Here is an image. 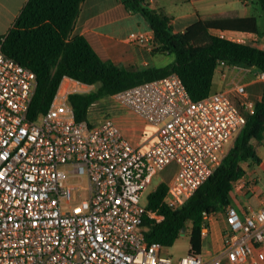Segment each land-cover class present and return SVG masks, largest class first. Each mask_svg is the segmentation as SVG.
<instances>
[{"label": "built area", "instance_id": "obj_1", "mask_svg": "<svg viewBox=\"0 0 264 264\" xmlns=\"http://www.w3.org/2000/svg\"><path fill=\"white\" fill-rule=\"evenodd\" d=\"M152 2L153 0H149ZM218 36L236 38L232 32ZM133 42L153 41L147 31L129 34ZM250 43V42H249ZM241 72L242 65H228ZM264 80V72L259 73ZM94 87L64 76L49 108L28 117L36 74L0 45V264H248L264 259V207L240 214L224 209L227 227L221 247L205 258L187 251L179 259L159 241L145 237L153 177L170 163L164 201L179 206L218 166L227 145L254 110L245 84L191 97L176 72L114 92L111 97L155 128L154 139L133 143L115 118L77 121L68 95ZM68 174L86 178L87 197L71 203ZM248 184L233 182L236 191ZM154 189V188H153ZM213 214V213H212ZM212 214L203 211L206 235Z\"/></svg>", "mask_w": 264, "mask_h": 264}, {"label": "trees", "instance_id": "obj_2", "mask_svg": "<svg viewBox=\"0 0 264 264\" xmlns=\"http://www.w3.org/2000/svg\"><path fill=\"white\" fill-rule=\"evenodd\" d=\"M84 0H26L5 34H0L3 52L36 74V88L28 117L49 108L64 76L93 84L88 92H72L67 99L77 121L90 119L89 108L98 100L131 85L176 72L194 99L213 91L217 66H254L264 72V48L212 33L214 27L233 24L261 33L258 15L224 19H198L183 31L176 32L172 17L163 7H152L149 0H120L131 13H141L153 31L152 54H171L164 65L126 67L103 59L83 34L73 28ZM264 16V0H255ZM264 138V80L261 96L254 110L247 113L243 128L235 136L226 154L193 195L179 206L164 201L165 181L148 194V208L156 209L159 219L145 218L148 241H159L170 247L184 232L189 237V251L202 249L201 227L207 214L223 210L230 204L233 182L248 180V169L261 162L253 140ZM185 226V230L182 228Z\"/></svg>", "mask_w": 264, "mask_h": 264}, {"label": "crops", "instance_id": "obj_3", "mask_svg": "<svg viewBox=\"0 0 264 264\" xmlns=\"http://www.w3.org/2000/svg\"><path fill=\"white\" fill-rule=\"evenodd\" d=\"M240 1L242 6H239L233 0H153L150 5L152 7H163L165 12L172 17L171 23L174 31L179 32L200 18L224 19L250 16L252 14L258 15L257 18L259 17L261 12L257 11L255 7L251 8V0ZM25 2L26 0H0V34H5L9 30ZM131 26L136 29L130 30L129 33L124 30ZM259 27L261 33L237 27L233 24L214 27L210 31L214 34L219 31H229L236 38L248 36L250 43L264 48V29L261 28L260 24ZM133 31H147L153 34L143 15L139 12L131 13L120 0H84L72 33L83 34L101 58L110 59L122 66L143 67L167 64L158 62L156 60L158 54L151 53L152 40L146 42L131 41L129 34ZM257 73H260V71L254 66L243 67L239 72L233 70L227 64L221 63L214 73L213 90L226 89L231 96L235 97V92L231 89L232 83L239 81L248 84L252 75ZM215 77L218 83H215ZM259 80L261 82H254V86L247 90L249 97L254 101L262 93L263 79L259 77ZM255 84L257 85L255 86ZM126 110L128 111L125 113L127 116L116 119L122 132L133 143L146 144L151 142L154 139L155 128L142 121L132 111ZM147 126L151 128L147 129ZM258 143L264 145V138ZM258 154L261 156V162L248 169L247 181L242 178L247 182L248 187L242 193L233 189V199L230 194V204L235 206L240 214H243L249 206L253 208L264 207V156L259 152ZM259 172H262V175H258ZM252 173L257 174V176H252ZM226 227L227 222L223 210L216 211L210 216L208 232L202 237L201 253L205 258L210 257L212 253L221 247ZM205 237L208 238L207 244L204 243ZM221 264L230 263L223 259ZM248 264H264V259L257 262H251L250 260Z\"/></svg>", "mask_w": 264, "mask_h": 264}, {"label": "rangeland", "instance_id": "obj_4", "mask_svg": "<svg viewBox=\"0 0 264 264\" xmlns=\"http://www.w3.org/2000/svg\"><path fill=\"white\" fill-rule=\"evenodd\" d=\"M233 2H237V4L242 6V3L240 0H233ZM251 8L255 7L257 11H259V5L257 6V2L255 0L250 1ZM256 11V13H258ZM261 12V11H260ZM259 24L262 29H264V16L262 13L258 17ZM136 28L134 26L129 27L127 30L124 29L126 32L129 33L130 30H135ZM156 60L160 63H168L173 60V55L171 54H158L156 57ZM215 83H218L216 77L214 79ZM254 82H261L259 80V73L256 75H252L251 80L248 84H245L246 90L250 89L253 87ZM262 85V83H260ZM257 84H255L256 86ZM229 94V93H228ZM230 95V94H229ZM231 96V95H230ZM233 100L237 101L236 97H233ZM251 98V97H250ZM252 99V98H251ZM128 111L119 105L117 102H115L111 96L104 97L94 104H92L89 108V118L94 120V121H99L102 118L106 116H111L115 119H120L125 116V113ZM151 128V127H146ZM236 136V135H235ZM235 136L231 139L230 143L227 145V149L229 148L230 144L234 140ZM253 143L255 144L258 152L264 156V145L259 144L256 140H253ZM176 165L175 163H170L167 165L163 170H161L157 175H155L152 179L151 184L147 187L145 192H148L149 190H152L159 181H168V179L171 177ZM258 175H262V172H259ZM252 176H257V174H253ZM67 181L70 185L73 187L71 188L70 194H71V203H77L79 202L82 198L87 197L88 195V190L84 187L86 185V178L85 177H80L79 175L75 174H68ZM232 199L234 198V193L231 192ZM208 238L205 237L204 243L207 244ZM189 249V237L187 232L182 233L174 242V244L170 247H164L163 251L164 252H171L174 256L175 259H179L182 255H184L187 250Z\"/></svg>", "mask_w": 264, "mask_h": 264}, {"label": "water", "instance_id": "obj_5", "mask_svg": "<svg viewBox=\"0 0 264 264\" xmlns=\"http://www.w3.org/2000/svg\"><path fill=\"white\" fill-rule=\"evenodd\" d=\"M185 230V226L182 228V231H184Z\"/></svg>", "mask_w": 264, "mask_h": 264}]
</instances>
